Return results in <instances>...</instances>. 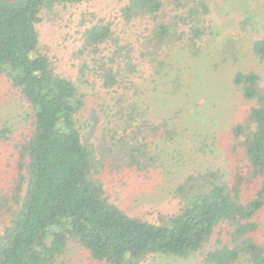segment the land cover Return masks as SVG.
Instances as JSON below:
<instances>
[{
    "label": "trees",
    "instance_id": "trees-1",
    "mask_svg": "<svg viewBox=\"0 0 264 264\" xmlns=\"http://www.w3.org/2000/svg\"><path fill=\"white\" fill-rule=\"evenodd\" d=\"M91 1L0 0V77L29 105L31 120L29 134L20 140L0 124V150L12 149L6 167L13 175L12 186L0 190V264H77L75 249L88 264H150L159 256L189 259L198 253L201 264H264L262 77L238 70L232 78L246 109L230 126L226 151L215 139H192L189 157L203 154L212 161L174 183L179 212L159 214L157 222L130 216L99 175L131 172L146 183L159 180L171 160L180 165L188 159L169 147L184 138L173 117L153 122L149 104L139 99L143 87L135 80V54L149 62L155 76L171 66L167 59L178 43L201 61L202 37L212 30L205 23L210 12L206 0H174L180 12L166 19L163 0H129L122 17L126 30L141 26L138 47L111 22L91 24L74 53L87 54L75 80L41 50L38 26L58 7ZM233 43L227 41L223 51L237 61ZM252 50L264 63V38ZM88 76L100 81L115 104L107 119L115 122L106 134L108 153L90 141L99 117L94 107L88 116L83 111L89 96L81 88L91 84ZM182 85L175 79L173 91Z\"/></svg>",
    "mask_w": 264,
    "mask_h": 264
},
{
    "label": "rangeland",
    "instance_id": "rangeland-1",
    "mask_svg": "<svg viewBox=\"0 0 264 264\" xmlns=\"http://www.w3.org/2000/svg\"><path fill=\"white\" fill-rule=\"evenodd\" d=\"M128 1L92 0L82 5L58 7L47 14L44 22L38 26L41 50L54 57L61 74L76 80L80 77L77 64L82 62L87 54L83 56L79 54L78 57L74 53L83 47L84 31L91 24L99 21L111 22L117 31L127 33L124 34L125 39L133 42L137 48L136 35L141 32V26L126 30L128 25L122 17V9ZM163 1L166 19L175 15L174 12H180L174 11V5L171 4L174 0ZM206 2L210 13L205 18V23L212 27V30L202 37L204 54L201 61L192 59L188 53L190 51L183 49V43H178L167 59L171 66L167 67L161 76H155L149 62L140 59L138 52L135 54L139 70L135 80L143 87V94L139 99L149 104L148 116L153 122L173 117L172 124L183 131L184 138L169 147L180 149V153H184L188 159L183 160L185 163L181 162L180 165L174 162L176 160H171V163L164 166L167 170H161L159 180L153 178L146 182L147 184L144 182L146 180L131 172H122L119 175L105 172L99 175L111 199L130 216L157 222L159 214H177L180 203L173 197L174 183L178 182L180 175L190 174L193 168H207L212 161L203 154L199 156L197 154L194 158L189 157L192 139L195 137L215 139L217 145L226 151L230 126L246 109L245 103L232 85L235 72L253 70L262 77L264 86V63L256 59L252 50V43L264 38V0H206ZM229 40L234 42L231 48L237 54V61L223 51L225 43ZM175 79H179L183 85L173 91ZM87 80L92 79L88 76ZM81 89L89 96L88 109H83L85 116H88L94 107L99 117L97 130L90 141L102 145L101 151L108 153L105 145L108 141L106 134L115 128V122L110 124L112 117L109 124L107 120L115 106L112 96L106 93L98 80H92L90 85H83ZM29 113V105L19 93L11 89L5 78L0 77V124L11 127L14 136L20 140L24 134H29L31 129ZM88 135V131L83 132L86 138ZM2 148L0 190L13 184L11 178L13 175L7 173L6 167L12 149L7 146ZM165 162L163 161V164ZM210 248L211 245L206 247L207 250ZM71 254L77 264H88L78 249ZM202 259L201 253L189 259L159 256L151 260L150 264H201Z\"/></svg>",
    "mask_w": 264,
    "mask_h": 264
}]
</instances>
